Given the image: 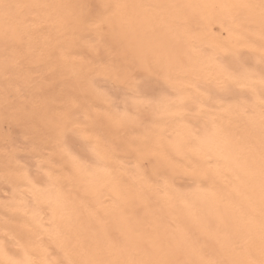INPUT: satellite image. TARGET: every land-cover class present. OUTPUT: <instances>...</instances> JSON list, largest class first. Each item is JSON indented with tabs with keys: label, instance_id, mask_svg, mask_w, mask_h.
I'll list each match as a JSON object with an SVG mask.
<instances>
[{
	"label": "snow or ice",
	"instance_id": "snow-or-ice-1",
	"mask_svg": "<svg viewBox=\"0 0 264 264\" xmlns=\"http://www.w3.org/2000/svg\"><path fill=\"white\" fill-rule=\"evenodd\" d=\"M0 264H264V0H0Z\"/></svg>",
	"mask_w": 264,
	"mask_h": 264
},
{
	"label": "bare ground",
	"instance_id": "bare-ground-1",
	"mask_svg": "<svg viewBox=\"0 0 264 264\" xmlns=\"http://www.w3.org/2000/svg\"><path fill=\"white\" fill-rule=\"evenodd\" d=\"M3 199H4V197L2 195V190H0V200H3Z\"/></svg>",
	"mask_w": 264,
	"mask_h": 264
}]
</instances>
